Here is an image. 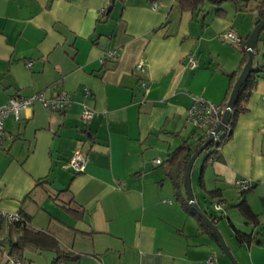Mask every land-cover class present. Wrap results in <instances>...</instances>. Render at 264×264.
Segmentation results:
<instances>
[{
    "label": "crops",
    "instance_id": "1",
    "mask_svg": "<svg viewBox=\"0 0 264 264\" xmlns=\"http://www.w3.org/2000/svg\"><path fill=\"white\" fill-rule=\"evenodd\" d=\"M261 1L226 0L220 16L208 2L191 11L176 0H0V105L40 91L72 99L65 110L34 102L18 120L5 118L0 207L80 255L60 264H208L210 256L233 264L174 199L165 160L182 142L196 143L187 121L193 96L226 104L241 51L220 35L232 30L245 41ZM252 67L259 70L246 108L203 167L204 186L220 190L223 210L198 179L193 191L216 222L226 220L223 241L236 264H264V30ZM84 105L93 110L87 121ZM76 150L86 158L80 172L68 163ZM239 178L251 185L243 196ZM242 198L256 224L232 207ZM230 223L253 241L240 244Z\"/></svg>",
    "mask_w": 264,
    "mask_h": 264
},
{
    "label": "trees",
    "instance_id": "2",
    "mask_svg": "<svg viewBox=\"0 0 264 264\" xmlns=\"http://www.w3.org/2000/svg\"><path fill=\"white\" fill-rule=\"evenodd\" d=\"M115 1H123V0H111L112 3ZM153 2L154 0H148ZM178 5L182 10H191V11H199L205 2L215 4L217 6L215 13L217 15H223V10L221 8V3L226 0H176ZM233 2H238V0H231ZM255 11L257 12L256 18L264 17V0L259 2L255 7ZM102 15H107L106 11H102ZM264 30V27L263 29ZM241 59L239 65L235 71L231 73L230 82H229V91H231L234 80L238 72L241 70L242 66L245 64L247 60V51L245 49V43L242 39L241 46ZM258 68H251L250 73L248 74L245 82L240 87L238 92L237 100L235 106L233 108L230 121L225 133L219 136L218 139L209 143L202 151H206L205 160L202 163L200 173L198 176V186L206 193L207 196L211 198V202L215 201L213 204H219L221 208L216 211H222L223 207L221 205L220 195L221 192L219 189H206L203 183V167L208 160H214L219 157V152L222 144L231 136L232 129L235 125V121L237 116L245 110V104L251 94V91L255 85ZM207 134H203L198 132L196 143L191 144L188 141L182 142L179 146H177L174 150H172L165 160L167 165L166 175L170 179L172 188H173V196L179 206L186 213L191 215L196 222L198 223V227L201 232L209 234L214 240L217 241L216 236L211 231V229L207 226L202 217H200L189 205L185 195V189L183 185V174L185 171V167L187 161L191 154L195 151V149L204 142ZM200 153V154H201ZM199 154V155H200ZM198 155V156H199ZM197 156V157H198ZM44 182V179L38 180L37 183ZM251 189V185L248 188L238 191L241 196L245 195ZM202 209L203 213L208 216V218L215 225L217 221V215H213L208 213L201 205H199ZM232 207L236 208L239 213L242 215L244 220L250 224H256L257 218L256 214L252 211L251 207L245 201L244 198L240 199L238 203L232 205ZM215 208V207H214ZM19 213V212H18ZM23 218V221L20 222H6L4 219L0 218V243L5 244L7 246V253L10 256H16L23 260L24 253L29 252H41V251H50L54 253V257L49 264H60L62 262L67 261H77L80 259V255L74 253L72 251L62 250L59 246L58 240L51 235L50 233L34 229L30 227L28 218L23 214L19 213ZM221 217V216H220ZM230 226L233 228L235 238L240 244H249L253 241L254 237L251 234H247L241 230L236 229L230 223ZM218 242V241H217ZM25 263V262H24ZM8 264V262H7ZM29 264V263H25Z\"/></svg>",
    "mask_w": 264,
    "mask_h": 264
},
{
    "label": "built area",
    "instance_id": "3",
    "mask_svg": "<svg viewBox=\"0 0 264 264\" xmlns=\"http://www.w3.org/2000/svg\"><path fill=\"white\" fill-rule=\"evenodd\" d=\"M152 6H155L153 3ZM223 40L229 41L234 46L240 47L242 38L232 30L223 32L221 35ZM116 55V51L108 50L104 56L105 59L113 58ZM189 62L194 65V60L189 57ZM135 68L142 70V65L137 63ZM144 86L145 84L142 83ZM84 92L88 95V90L85 88ZM34 102H39L43 107L54 109V110H65L68 108L72 99L68 92L62 91L52 97L46 98L42 91L36 92L30 96H11L8 101L0 105V148L3 144L4 139V120L7 116L12 115L15 120L19 119V111L25 109L32 105ZM225 109V104H216L208 99L201 96H193L192 103L187 109V121L191 122L198 132L203 134H209L220 122ZM93 115V110L84 105L81 111V117L84 121L89 120ZM228 127V126H227ZM221 132L218 136L214 138V141L219 138L225 131ZM156 163L159 162L158 159L155 160ZM69 166L74 172H80L84 169L86 164V158L79 151L76 150L72 153L69 159ZM250 181L247 178H239L235 181V186L238 191L248 188ZM1 199V197H0ZM216 210H219L221 206L219 204L214 205ZM0 218L4 219L6 222H20L23 218L18 212H8L0 207ZM8 264H25L22 259L16 256H6ZM214 257L210 256L206 262L212 264Z\"/></svg>",
    "mask_w": 264,
    "mask_h": 264
},
{
    "label": "water",
    "instance_id": "4",
    "mask_svg": "<svg viewBox=\"0 0 264 264\" xmlns=\"http://www.w3.org/2000/svg\"><path fill=\"white\" fill-rule=\"evenodd\" d=\"M111 9V6L107 8L106 11H109ZM264 27V17L263 18H256L254 21V27L247 33L245 36V49L247 51V60L245 64L242 66L237 78L235 79L232 89L230 91L229 97L227 99V102L225 104V109L222 115L221 122L207 135L206 139L202 144H200L195 151L191 154L189 157L185 171L183 174V185L185 189V195L187 202L189 203L190 207L200 216L203 218L207 226L211 229V231L214 233L216 238L218 239V242L220 243L223 251L230 257L233 264H236L235 260L232 258L231 254L229 253L224 241L222 240V237L216 228V226L212 223V221L208 218L206 214L203 213L202 209L200 208L198 202L195 199L194 192L191 187V169L193 166V163L196 159V157L201 153V151L212 141H214V138L218 136L221 132L225 130V128L228 126L230 117L233 111V108L235 106L238 92L240 90V87L245 82L248 74L251 71L253 58H254V51L255 47L259 38V34L262 31Z\"/></svg>",
    "mask_w": 264,
    "mask_h": 264
},
{
    "label": "rangeland",
    "instance_id": "5",
    "mask_svg": "<svg viewBox=\"0 0 264 264\" xmlns=\"http://www.w3.org/2000/svg\"><path fill=\"white\" fill-rule=\"evenodd\" d=\"M205 156H206V151H203L198 157H196L191 169V176H190L191 187L194 192L197 191V179L200 173L202 163L205 160ZM202 206L206 211H211L210 206L208 205L205 206L203 203ZM215 226L218 229L222 237V240L224 239L225 241L226 239H228V232H229L228 229H230V227L228 226L226 220L224 218L220 219L218 222H216ZM7 255H8L7 246L5 244L0 243V264H4L5 262H6L5 264H7V257H6ZM53 256L54 253L47 250L41 252L27 251L24 253L23 261L25 263H29L28 261L33 259L34 264H49Z\"/></svg>",
    "mask_w": 264,
    "mask_h": 264
}]
</instances>
